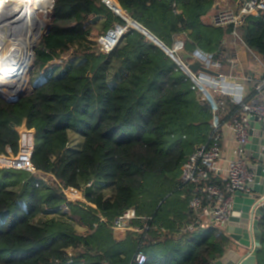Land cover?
<instances>
[{
  "label": "trees",
  "instance_id": "16d2710c",
  "mask_svg": "<svg viewBox=\"0 0 264 264\" xmlns=\"http://www.w3.org/2000/svg\"><path fill=\"white\" fill-rule=\"evenodd\" d=\"M116 1L170 49L181 38L188 52H215L232 32L203 22L217 0ZM101 18L104 35L127 24L102 0H55L35 51L43 74L14 102L0 97V154L18 153L16 129L25 122L36 132L31 161L40 173L0 170V264H137L139 251L146 264H214L231 239L216 223L187 230L196 220L188 201L200 186L180 181L182 164L208 139L210 107L140 31L129 27L102 53L91 32ZM238 33L264 62V20L250 17ZM230 110L240 114L232 104ZM74 136L81 142L71 145ZM42 174L79 189L93 182L85 196L94 207L69 203L63 210L65 198ZM130 208L148 219L135 225L151 228L116 238L111 226Z\"/></svg>",
  "mask_w": 264,
  "mask_h": 264
},
{
  "label": "built area",
  "instance_id": "2783aa9c",
  "mask_svg": "<svg viewBox=\"0 0 264 264\" xmlns=\"http://www.w3.org/2000/svg\"><path fill=\"white\" fill-rule=\"evenodd\" d=\"M102 1L109 8L120 7L116 0ZM18 2V0H0V32L8 31L9 33L6 34H12L11 31L14 28L9 25L23 22L25 23L23 27L26 28H23V33L19 37L33 39L35 37L34 27L29 28L31 21L34 18L40 21L39 12L43 13L45 18H49L53 12L55 0H46L37 5L36 3L35 5L31 3L23 5ZM121 10L124 11L122 8ZM31 12H33L32 15ZM250 17L264 20V0H236L232 3H218L210 17V25L223 30L231 28L232 32L221 39L218 50L215 52H206L198 47L193 52L187 51L193 57L189 60L190 63L196 59L201 63L202 68L216 75L203 69L197 72L189 69L177 54L180 49H185L184 39H176L172 49L169 48L171 58L190 80L192 91L198 94L201 103L210 107L212 114L211 130L207 141L198 144L181 166V183L188 186H200V194L191 197L188 201L196 219L193 224L189 225L188 231L194 230V224L216 223L219 226L225 224L233 213L234 193L236 191L249 192L248 185L254 182V173L249 168L252 161L247 156V150L252 137H255L252 133L258 130L256 125L259 123L264 129V62L238 33L247 25V19ZM128 28L127 24L125 26L115 24L107 34L96 39L97 48L102 53L111 52ZM41 33L40 31V35ZM111 35L114 38L110 43L107 39ZM31 48L28 51H31ZM239 49L244 50L251 61L258 65L257 69L251 72L244 68L240 69ZM231 104L238 107L239 115L231 114ZM224 125L232 128L237 141V156L225 170L219 167V161L222 158ZM16 130L19 135L18 153L13 154L9 151L7 155L0 154V170L27 171L40 175L31 161L35 149V130L29 129L25 122ZM262 152L264 153V146H262ZM224 172L225 178L223 179ZM48 177H51L52 181ZM42 179L44 184L54 187L65 198L66 204L63 210H69V203L94 207L85 196V189L92 187L93 182L79 189L65 185L51 174H46V176L42 174ZM216 179L222 180V186L214 184ZM100 217L102 221H105L101 214ZM137 220L146 221L148 219L138 216L136 210L130 208L115 219L111 228L117 236H125L128 232L143 233L151 228L148 225L143 228L135 225L134 221ZM152 229L162 236L167 234L166 230L158 226ZM135 261L137 264H146L148 257L144 252L139 251L135 255Z\"/></svg>",
  "mask_w": 264,
  "mask_h": 264
},
{
  "label": "water",
  "instance_id": "95a60500",
  "mask_svg": "<svg viewBox=\"0 0 264 264\" xmlns=\"http://www.w3.org/2000/svg\"><path fill=\"white\" fill-rule=\"evenodd\" d=\"M119 7V6H118ZM114 11V8H111ZM118 15V14H117ZM126 21L127 26L140 31L155 45L161 48L170 57V49L159 39H157L146 28L137 21L129 17L125 18L118 15ZM178 56L193 72L203 69L209 73L215 74L210 70L202 68L201 63L193 59L185 49L177 52ZM25 95V92H17L9 97L7 101L14 102L16 99ZM0 97H3L0 95ZM257 129L253 132L251 143L248 146L247 156L251 159L250 170L254 173V182L248 185L249 192L236 191L234 193L232 204V215L229 220L221 226L223 231L230 237L231 246L225 254L214 264H256L257 256L264 246V129L258 123Z\"/></svg>",
  "mask_w": 264,
  "mask_h": 264
},
{
  "label": "rangeland",
  "instance_id": "374dc122",
  "mask_svg": "<svg viewBox=\"0 0 264 264\" xmlns=\"http://www.w3.org/2000/svg\"><path fill=\"white\" fill-rule=\"evenodd\" d=\"M42 1L44 0H38V3H41ZM33 5H35L34 2ZM111 11L114 15L118 16L116 13H114L113 10ZM38 17L40 20V27H42L43 25L44 26L42 30L40 27H38L37 29H35V31H33L34 33L36 32V30H40L42 32L34 48L31 45L29 47H20L16 48L17 50H14L11 47L14 44V38L11 37V34H6L9 33L8 31H5L6 33L0 32V95L3 97H7L6 99H8L9 97L12 98V94L17 93L18 90H20V92L30 93L33 86L37 83V81L43 74V71L35 65V51L39 47L41 39L46 32L48 18H45L43 13L41 12L38 13ZM91 32L92 39L94 41L104 36L103 28L100 25L97 28H92ZM9 48L10 50H8ZM29 48H31V51H28ZM71 54L72 52L65 54L64 57L61 58L63 60L58 59L54 61L51 66L60 65L62 64L61 61H63V63L66 62L70 58ZM251 66L255 69L258 68V65L256 63L252 64ZM7 68H12L14 72L12 74L16 73L17 77L11 79L10 74H8ZM78 230L81 234L84 233L81 227L78 228ZM122 236L123 235H119L118 237L121 238Z\"/></svg>",
  "mask_w": 264,
  "mask_h": 264
},
{
  "label": "crops",
  "instance_id": "0c3cea01",
  "mask_svg": "<svg viewBox=\"0 0 264 264\" xmlns=\"http://www.w3.org/2000/svg\"><path fill=\"white\" fill-rule=\"evenodd\" d=\"M223 2H230L232 3V1H229V0H217V2L215 3L214 5V8L217 7L218 3H223ZM214 8L209 12L208 15H206L205 17H203V22L204 23H207V24H210V17L212 15V13L214 12ZM123 14H120L121 16L125 17V18H129L127 16V14L122 11ZM104 22V19L101 18L98 22V24H95V25H91V27L93 26V28H97L99 25L101 26V24ZM239 57L241 59V68L240 69H245L246 71H252V70H255V68L253 67L252 68V64H254V62H252L248 55L245 53L244 50L242 49H239ZM222 134H223V141H222V158L221 160L219 161V167L223 170H225L229 163L231 161H233L235 158H236V149H237V141H236V138H235V134L232 130V128H230L229 126H226L224 125L223 126V129H222ZM72 143L71 145L73 144H77V143H80L81 142V139L74 136L73 139H72ZM222 178L224 179L225 178V172L223 173L222 175ZM220 177V179H222ZM116 238H119L117 235H115ZM262 250H264V246H262ZM258 263V256H257V260H256V264Z\"/></svg>",
  "mask_w": 264,
  "mask_h": 264
},
{
  "label": "bare ground",
  "instance_id": "6f19581e",
  "mask_svg": "<svg viewBox=\"0 0 264 264\" xmlns=\"http://www.w3.org/2000/svg\"><path fill=\"white\" fill-rule=\"evenodd\" d=\"M19 2L18 3H21V4H28V3H31V5H33V2L34 3H36V5L37 4H40V3H38V0H18ZM46 0H44V1H42L41 3H43V2H45ZM115 7V6H114ZM113 7V8H114ZM114 10H115V13L116 14H118V10L116 9V8H114ZM32 13L33 12H31V15H32ZM34 15V14H33ZM118 15H120V14H118ZM31 17V16H30ZM24 21V20H23ZM40 21H36V18H34V20H32L31 21V23H30V25H29V28H32V27H34V29H33V31H35V29H37L38 27H40V23H39ZM42 22V21H41ZM23 22H21V23H18V24H10V26H13V30L11 31L12 32V34H11V37H13L14 38V44L11 46L12 47V49H14V50H17L16 48H20V47H29V46H34L36 43H37V41H38V35H40V30H36V32L34 33L35 34V37L33 38V39H28V38H20L19 36H21L22 35V33H23V28H26V27H23V26H25V23H23ZM0 25H1V23H0ZM9 26V27H10ZM1 27V26H0ZM41 29H42V27H41ZM30 31H32L31 29H29ZM29 35V34H28ZM113 38H114V36L113 35H111V36H109L108 37V39H107V41L108 42H113ZM5 46V45H4ZM19 46V47H18ZM2 48V47H1ZM7 49V48H6ZM8 50H10V48L8 49ZM8 69V74H10V76H11V79H14V78H16L17 77V74L15 73V74H12V73H14L13 72V69L12 68H7ZM2 84V83H1ZM3 84H5V83H3ZM20 90H18V92H19Z\"/></svg>",
  "mask_w": 264,
  "mask_h": 264
}]
</instances>
